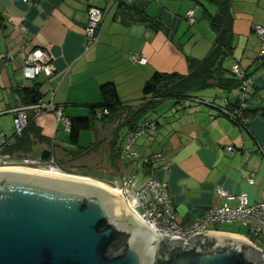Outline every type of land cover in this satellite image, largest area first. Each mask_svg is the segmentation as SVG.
Instances as JSON below:
<instances>
[{"label": "crops", "instance_id": "crops-1", "mask_svg": "<svg viewBox=\"0 0 264 264\" xmlns=\"http://www.w3.org/2000/svg\"><path fill=\"white\" fill-rule=\"evenodd\" d=\"M92 4L105 12V20L98 44L86 49L87 10ZM127 4L119 8L111 0H39L35 5L0 0V133L13 136L14 110L27 105L22 95L25 89L37 88L42 100L62 106L64 117L72 119L90 116V106L104 100L101 86L112 83L123 105L135 110L151 98L145 97L143 88L156 73L189 75L190 60H204L218 37L210 24V17L219 12L213 0H134ZM190 10L195 11L194 25L186 18ZM228 13L233 49L224 68L242 83L231 70L235 64L242 67L253 81L245 92L240 87L227 92L214 86L193 93L190 99L161 102L136 125L153 120L158 128L136 140L134 149L140 159L134 162L121 156L120 138L131 136L136 129L127 122L128 111L98 124L96 130L104 132L98 147L110 156L102 173L119 180L136 170L143 172L138 185L152 178L166 183L182 227L225 202L217 193L219 188L234 197L247 195L250 203H264V50L252 30L255 25L264 28V0H229ZM143 17L146 20L141 21ZM35 49L48 52L54 73L25 79L24 59ZM134 55L147 62H132ZM243 96L245 122L239 123L220 108L227 103L228 110L235 111ZM29 116L33 122L19 138L30 157L36 147L41 149L39 159L45 151H50L49 158H56L55 152L61 149L78 150L69 143L68 130L54 113L34 117L30 112ZM123 127L125 133L119 134ZM18 139L10 148L21 151L16 148ZM158 154L162 158L144 164L143 158ZM229 204L237 206L238 201ZM208 229L247 235L239 222L211 224ZM256 244L264 254V236Z\"/></svg>", "mask_w": 264, "mask_h": 264}, {"label": "water", "instance_id": "water-1", "mask_svg": "<svg viewBox=\"0 0 264 264\" xmlns=\"http://www.w3.org/2000/svg\"><path fill=\"white\" fill-rule=\"evenodd\" d=\"M190 241L157 234L99 184L0 169V264H264L242 237Z\"/></svg>", "mask_w": 264, "mask_h": 264}, {"label": "built area", "instance_id": "built-area-1", "mask_svg": "<svg viewBox=\"0 0 264 264\" xmlns=\"http://www.w3.org/2000/svg\"><path fill=\"white\" fill-rule=\"evenodd\" d=\"M27 5H35L39 0H22ZM134 0H111L113 6L119 5L120 2L132 3ZM159 1V0H157ZM195 11L190 10L186 14V18L191 25L195 24ZM105 20V12L95 5H90L87 10V23L85 27L86 49L95 46L100 40L102 26ZM253 32L261 41L264 50V28L258 25L253 26ZM12 54H8L10 58ZM132 62L145 64L147 59L138 55L131 57ZM232 72L242 80L241 90L245 92L248 87L253 84L252 79L245 76L244 70L238 64L232 66ZM54 68L51 64V56L46 50L35 49L31 51L24 59L22 76L25 79L35 80L39 75L43 74L51 76ZM246 109V100L243 96L239 108L235 111L228 110V104L225 108H220L221 112L229 116L232 120L244 123L242 117L243 110ZM14 134L7 137L0 133V169H29L36 171H62L57 164L55 158L39 159L30 156L15 157L8 149L22 136L28 124L30 123L29 113L32 112L34 117H38L45 113H54L59 121L65 125L67 130L70 127V120L64 117V109L62 106H55L53 103L40 100L31 105H21L15 110ZM107 114V111L105 112ZM157 122L153 120H144L133 132L131 136L120 138L122 144L121 156L123 159L134 162L140 159V155L134 149L136 140L145 134H152L157 130ZM228 152L233 153L234 149L229 147ZM162 158L161 154L152 155L143 158L144 164H150L155 160ZM65 173V172H64ZM253 183V180H250ZM112 188L119 189L124 194L130 206L144 222L154 229L157 234L174 238L176 241L182 239V242L191 245L190 238L197 235L209 234V225L236 223L239 222L247 230V235H238L247 239L251 244L257 246L256 242L249 238L248 235L254 237L264 236V203H250L247 195H239L234 197L229 195L222 188L217 193L225 198V202L219 207H213L207 211L205 216L188 227H182L176 220V211L172 203L168 191V185L157 179H149L142 185H138L136 170L129 175L123 176L113 183H107ZM237 200V206H231L229 201Z\"/></svg>", "mask_w": 264, "mask_h": 264}, {"label": "trees", "instance_id": "trees-1", "mask_svg": "<svg viewBox=\"0 0 264 264\" xmlns=\"http://www.w3.org/2000/svg\"><path fill=\"white\" fill-rule=\"evenodd\" d=\"M213 2L217 5L219 12L217 15L210 17V24L212 28L218 33V37L204 60H190L189 75L182 76L179 74L156 73L148 82H146L143 88V94L145 97L150 96L151 98H149L145 104L140 105L135 110L131 106L123 105V103L120 101L117 90L112 83L101 86V93L104 100L101 104L90 106V116L69 119V143L74 147H78L79 138L82 131H96L98 124L111 122L113 118L122 114L123 110L129 112L127 115V122L130 124V126H132L131 129L133 130L136 128L137 123L142 117L147 115L149 111L154 110L158 104L165 100L190 99L191 96L194 95L193 93L200 92L204 89L214 86L219 87L220 89L227 92H232L238 89V87H240L241 81L235 79L232 76L230 70L228 71L226 68H224V62L230 56L233 49L231 21L228 13L229 0H213ZM127 5L128 4L126 2H120L119 8L125 7ZM142 20H146V18L143 17L141 18V21ZM22 95L24 103L27 105L35 104L42 100V96L37 88L25 89L23 90ZM106 111L107 114H105ZM98 113L102 114L101 118L97 117ZM32 122L33 120L30 119V123L22 135L25 134ZM18 140L19 142L23 141L22 138H19ZM22 145L23 144L20 142L18 143V146H16L18 149L21 148V151H17L15 148H9L8 151L12 155H20L19 157L29 156ZM98 145L99 143H93L89 148L82 149L79 147L78 150L61 149V157L60 161L58 162H65V164H69L63 168V171L69 174L88 176V173L92 171L94 167H98V165L93 166L91 169H84L86 168L85 163L78 164L76 160L81 157L87 159V157L90 155H93L97 158H102L105 151L102 152L103 149L99 148ZM114 156H112V158ZM108 160L110 161V156L109 158L107 157L98 163H103L106 165Z\"/></svg>", "mask_w": 264, "mask_h": 264}, {"label": "rangeland", "instance_id": "rangeland-1", "mask_svg": "<svg viewBox=\"0 0 264 264\" xmlns=\"http://www.w3.org/2000/svg\"><path fill=\"white\" fill-rule=\"evenodd\" d=\"M166 103L163 102V104ZM125 127H123L122 129L119 130V134H122V133H125L124 131ZM84 134H82V138H81V141L79 142L78 146L81 147V148H89L91 144L93 143H97L99 141H101V135L100 134H104V132L102 130H100V133L99 131L96 132L94 130H89V131H82ZM108 133V131H107ZM108 135V134H107ZM111 138H112V134H110ZM79 147H75V149H78ZM40 147H36L35 151H34V154L32 155L33 158H36L39 156V153H40ZM103 157L102 158H97L93 155H90L89 157H87V159L84 157H81L79 159H77V163H85V167L84 169H91L93 168V166H97L98 167H94L92 171H90L88 174V176H82V175H79V174H69L68 175H76V176H81V177H87L89 179H91L92 181L94 182H99L100 184L103 183L105 185H107V183H113L114 182V179L112 178L111 175L107 174V173H102V172H105V166L103 163H98V162H101L103 161V159H106L107 157L109 158V155L107 154V151H105V153H103ZM60 157H61V151H57L56 153V160L57 161H60ZM106 161V160H105ZM109 161V160H108ZM59 163V162H58ZM98 163V164H96ZM59 167L63 170V168H65V166L69 165V164H63V163H59L58 164ZM87 165V166H86ZM97 170H100V171H97ZM143 174L142 171L138 172L137 173V181H139V179L141 178V175ZM109 186V185H108ZM233 228H237V226H233ZM250 238L252 240H255L257 239V243L258 241H261L263 236H258V237H254L252 235H250Z\"/></svg>", "mask_w": 264, "mask_h": 264}, {"label": "bare ground", "instance_id": "bare-ground-1", "mask_svg": "<svg viewBox=\"0 0 264 264\" xmlns=\"http://www.w3.org/2000/svg\"><path fill=\"white\" fill-rule=\"evenodd\" d=\"M21 170H25V171H30V172H35V173H41V174H46V175H51V176H57V177H62V178H68V179H74V180H80V181H86V182H92L95 184H99L103 187H105L106 189L110 190L111 192H113L115 195H117L119 198H121L124 203L127 205V207L134 213V209L130 206L129 202L126 200L124 194L122 193L121 190L119 189H115L112 188L108 185H105L103 183H99V182H94L91 179L87 178V177H81V176H76V175H68V173H64L62 171H36V170H29V169H21ZM134 215L142 222L144 223L146 226H148L150 229H152L154 231V229L152 227H150L146 222H144L137 214L134 213ZM155 232V231H154Z\"/></svg>", "mask_w": 264, "mask_h": 264}]
</instances>
